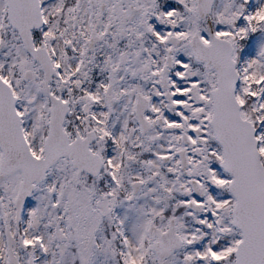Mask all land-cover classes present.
I'll use <instances>...</instances> for the list:
<instances>
[{"label": "snow or ice", "instance_id": "snow-or-ice-1", "mask_svg": "<svg viewBox=\"0 0 264 264\" xmlns=\"http://www.w3.org/2000/svg\"><path fill=\"white\" fill-rule=\"evenodd\" d=\"M0 264H264V0H0Z\"/></svg>", "mask_w": 264, "mask_h": 264}]
</instances>
